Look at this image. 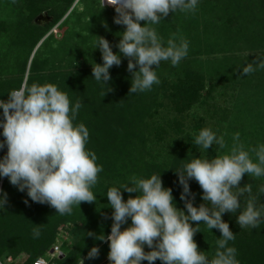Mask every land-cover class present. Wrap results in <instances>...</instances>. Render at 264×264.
<instances>
[{
    "label": "clouds",
    "instance_id": "obj_1",
    "mask_svg": "<svg viewBox=\"0 0 264 264\" xmlns=\"http://www.w3.org/2000/svg\"><path fill=\"white\" fill-rule=\"evenodd\" d=\"M102 3L104 7L105 0ZM197 4L198 0H107V5L117 13L114 23L126 26L116 47L128 58L127 70L132 73L129 94L151 90L154 84L160 83L154 69L161 61L170 60L176 66L188 54L186 40L181 38L177 42L174 33L165 47L150 25L158 24L176 11L194 13ZM141 21L146 23L141 26ZM97 47L103 64H95L92 74L97 82L107 84L111 79L109 69L121 64V56L113 52L103 37H99ZM137 65L139 70L134 71ZM257 67L264 69V60ZM257 67L249 63L243 67L242 74H251ZM81 107L79 100L72 106L67 93L50 83L21 86L9 92L6 102L0 100V109H3L0 127L5 138L0 141V149L7 146V154L0 159V176L7 177L21 192L26 189L33 202L48 204L60 215L71 214L74 205L96 200L91 189L103 170L96 163L95 152L86 149L88 128L83 123H73ZM239 138V133L233 136L235 143L229 154L212 159L195 158L176 171L183 188L180 199L185 203L187 215L175 206L172 190L163 186L160 175L153 174L147 179L132 177L131 186L109 188L106 196L114 209L111 233L97 239L110 242V264H141L142 261L154 264L156 260L163 264H239L237 249L229 246L235 235L222 214L237 213L241 208L240 198L245 197L246 206L239 212L237 223L240 228L259 227L262 214L256 207L252 186L249 183L240 187V182L244 174L254 178L264 176V145L250 149L258 160L253 162L250 151L244 149ZM214 143L221 149L226 146L223 137L217 138L209 128L195 135L194 144L203 149H209ZM190 179L198 182L203 190L202 199L207 203L193 205ZM121 189L138 195L125 201ZM259 193H264V186L259 188ZM190 195L192 199H188ZM6 203L4 193L0 208ZM129 218L131 226L121 230ZM191 222L197 225L203 222L209 230L220 231L221 238L216 241L211 260L198 249L194 235L200 230ZM39 236L40 230L33 229V238ZM145 245L151 251L145 252ZM98 253L99 249L93 247L88 256L96 258Z\"/></svg>",
    "mask_w": 264,
    "mask_h": 264
},
{
    "label": "trees",
    "instance_id": "obj_2",
    "mask_svg": "<svg viewBox=\"0 0 264 264\" xmlns=\"http://www.w3.org/2000/svg\"><path fill=\"white\" fill-rule=\"evenodd\" d=\"M56 1L57 4L61 1L64 5L58 10L60 12L57 11ZM77 1L15 0L14 4L18 7V11L14 22L19 32L16 36V50H11L10 54L0 52V100L6 102L9 99V92L21 86L50 83L67 93L72 106L78 100L82 103L73 123H83L88 128L89 139L86 149L95 152L96 163L103 169L98 174L97 184L91 189L96 200L92 203L82 202L79 206L74 205L71 214L60 215L48 204L33 202L28 197L26 189L21 192L17 186L10 183L7 177L0 176V189H2L0 198L4 193L7 194V203L0 208V264H5L7 257L17 260L23 256L25 258L22 264H32L39 257L45 258L47 264L80 263L81 258L102 242L97 237L101 235L107 237L111 233L114 209L109 206L107 190L111 187L131 186L132 177L147 179L153 174L160 175L163 186L172 190L175 206L183 210L186 215L188 214L184 201L180 199L183 188L179 184L176 171L182 169L183 165L193 158L185 154L179 161L178 156L175 155L170 156L173 157L171 161L158 164L154 160L147 161L141 156L133 157L130 153L134 140L138 137L140 140L146 138L142 136V131L147 132L149 129V134L156 137H161V134L165 132V128L153 122L156 104H160L161 101L158 99L155 102L153 99L152 102L149 101L151 90L129 94L132 73L127 70L126 65H114L109 69L111 77L107 82L109 86L103 89L99 84L96 86L97 83L88 67L77 64L68 55L57 62L35 55L38 52L36 51L39 47L38 42L45 34L42 31L43 28L57 20L62 10H67ZM104 8L108 11L105 12L106 19L108 14H117L114 8L105 6ZM43 11L47 12L52 20L45 24L35 23L34 18ZM91 15L93 16L94 13ZM98 16L99 20L101 16ZM7 30L5 22L0 19V36ZM26 46H29L31 50H25L27 52L24 56L20 49ZM36 46L37 48L34 49ZM96 47L97 45L94 46L92 57L95 64L102 65V53L99 47ZM120 55L121 61H128L123 54ZM138 70L137 66L134 71ZM203 88V78L196 74L192 77L189 72L182 78L170 80L166 86L160 85L161 95L168 98L173 109L178 112L195 103ZM150 104L154 106L152 111ZM0 121H3V109H0ZM195 129L193 134H185L191 143L200 125L197 124ZM2 133L3 128L0 127V141L5 139ZM6 154L7 146L5 145L3 149H0V159ZM246 184L249 183L242 182L241 186ZM189 188L194 198L200 199L203 190L199 184L193 183L190 179ZM259 188L252 186L254 189L252 195L256 197V207L260 210L261 206H264V193L260 194ZM233 191L236 190L233 189ZM121 193L125 201L130 196L138 195L136 192L128 193L125 189H121ZM188 199L192 198L188 196ZM197 199L193 200L195 207L205 203H196ZM240 200L241 208L237 213L222 214L223 221L229 224L230 230L235 235V240L229 241V246L237 249L236 259L239 264H264V218H261L262 222L257 228H240L237 216L245 208L246 199L241 197ZM208 206L211 207L210 204ZM65 223L70 225L66 227L72 242L70 250L63 255L46 258L45 254L49 252L56 237L57 227ZM191 223L193 227L198 226L197 222ZM129 226H131V218L126 224L121 225V230ZM36 228L40 230V236L34 239L33 229ZM89 232L94 235H87ZM144 250L151 251L147 245L144 246ZM105 264H110L109 260ZM141 264H149V262L142 261ZM154 264H163V262L156 260Z\"/></svg>",
    "mask_w": 264,
    "mask_h": 264
},
{
    "label": "rangeland",
    "instance_id": "obj_3",
    "mask_svg": "<svg viewBox=\"0 0 264 264\" xmlns=\"http://www.w3.org/2000/svg\"><path fill=\"white\" fill-rule=\"evenodd\" d=\"M63 6L59 1L57 11ZM17 11L18 7L13 1L0 0V19L8 29L0 36V52L10 54L11 50H16L19 29L14 18ZM105 12L108 11L101 6L100 0H78L73 3L58 14L57 20L43 28L45 34L38 42L39 47L34 48L38 51L35 55L55 62L68 55L77 64L88 67L92 73L95 66L92 54L99 37L107 39L113 52L119 54L116 45L126 28L114 23L117 14H108L106 19ZM98 15L101 16L99 20ZM145 23L141 21V26ZM150 26L155 28L165 47L174 33L177 34V42L181 38L186 40L188 54L176 66H172L170 60L161 61L154 69L160 83L152 86L149 101H161L156 104L153 122L165 128V132L161 137H156L149 134V129L142 131V136L146 138L134 140L130 150L133 157L141 156L158 164L171 161L173 157L170 156L175 155L180 161L185 154L193 159H212L230 153L236 133H239V143L244 145L246 151L264 145V69L257 67L264 60V0H198L194 13L176 11ZM20 50L25 56V50L31 49L26 46ZM249 63L257 70L248 75L242 74L243 67ZM120 65L127 66L128 61H121ZM187 72L192 77L195 74L201 76L204 88L195 103L178 112L168 98L161 95L160 85L166 86L170 80L182 78ZM95 83L103 89L109 86V83L102 81L95 80ZM150 106L152 111L154 106ZM197 124L200 125L199 131L209 128L217 138L223 137L225 148L221 149L214 143L209 150L195 145L194 141L191 143L185 134H193ZM180 153L183 155L180 156ZM250 157L253 162H258L251 151ZM245 181L256 188L264 186V176L254 178L244 174L240 187ZM192 182L197 181L192 179ZM202 196L200 199L195 197L194 201L197 199L196 203H204ZM261 208V218H264V206ZM67 226L70 225L65 223L57 227L56 237L45 254L46 258L56 256L51 255L55 245H59L61 253L58 255L70 250L72 242ZM196 227L200 230L194 235L198 249L211 260L221 233L218 229L209 230L203 222ZM24 258L15 260L7 257L5 264H22Z\"/></svg>",
    "mask_w": 264,
    "mask_h": 264
},
{
    "label": "water",
    "instance_id": "obj_4",
    "mask_svg": "<svg viewBox=\"0 0 264 264\" xmlns=\"http://www.w3.org/2000/svg\"><path fill=\"white\" fill-rule=\"evenodd\" d=\"M52 20V17L47 12H42L34 18V22L37 24L48 23ZM1 184V182H0ZM109 243L107 240L102 241L96 248L99 249L98 256L90 259L88 254L78 264H105L108 260V253L110 251Z\"/></svg>",
    "mask_w": 264,
    "mask_h": 264
},
{
    "label": "built area",
    "instance_id": "obj_5",
    "mask_svg": "<svg viewBox=\"0 0 264 264\" xmlns=\"http://www.w3.org/2000/svg\"><path fill=\"white\" fill-rule=\"evenodd\" d=\"M100 4L103 6L102 0H100ZM105 7H110L113 8L112 6H108L107 5V0H105ZM60 250H59V245H55L52 250H51V255L53 254H60ZM32 264H47V260L43 257H39L38 259H36Z\"/></svg>",
    "mask_w": 264,
    "mask_h": 264
}]
</instances>
